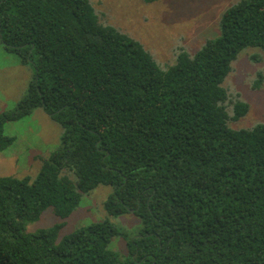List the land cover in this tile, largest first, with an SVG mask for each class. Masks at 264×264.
Instances as JSON below:
<instances>
[{"label": "trees", "instance_id": "trees-1", "mask_svg": "<svg viewBox=\"0 0 264 264\" xmlns=\"http://www.w3.org/2000/svg\"><path fill=\"white\" fill-rule=\"evenodd\" d=\"M0 40L35 69L0 111V151L16 141L5 124L38 107L62 127L35 176H0V264H264V122L233 127L250 105L223 84L243 48L264 49V0H235L168 66L92 0H0ZM99 184L108 213L133 209L142 227L60 235ZM48 207L59 220L29 230Z\"/></svg>", "mask_w": 264, "mask_h": 264}, {"label": "rangeland", "instance_id": "rangeland-1", "mask_svg": "<svg viewBox=\"0 0 264 264\" xmlns=\"http://www.w3.org/2000/svg\"><path fill=\"white\" fill-rule=\"evenodd\" d=\"M101 18L139 39L157 60L168 66L176 51L184 47L195 52L202 43L220 33V17L235 0H92ZM233 70L223 84L250 105L245 116L230 123L233 127L251 126L264 122V49L246 46L232 61ZM31 64L24 63L17 53L8 51L0 40V111L12 108L25 94L32 78ZM260 82L257 88L255 83ZM36 108L32 114L8 121L5 132L16 141L0 151V176H35L40 167L39 156H48L59 144L61 125L49 114ZM113 187L99 184L86 192L78 207L66 218L60 235L95 220L109 219L127 233L142 227L134 211L110 214L105 201ZM59 220L52 207L41 218L28 225L29 230L48 226ZM126 239L116 236L110 245L127 254Z\"/></svg>", "mask_w": 264, "mask_h": 264}, {"label": "crops", "instance_id": "crops-1", "mask_svg": "<svg viewBox=\"0 0 264 264\" xmlns=\"http://www.w3.org/2000/svg\"><path fill=\"white\" fill-rule=\"evenodd\" d=\"M32 68H34V67H32ZM30 70H31V76L33 77L35 69H30ZM41 110H43L45 112V110L43 108Z\"/></svg>", "mask_w": 264, "mask_h": 264}, {"label": "water", "instance_id": "water-1", "mask_svg": "<svg viewBox=\"0 0 264 264\" xmlns=\"http://www.w3.org/2000/svg\"><path fill=\"white\" fill-rule=\"evenodd\" d=\"M132 211H134L133 209H131Z\"/></svg>", "mask_w": 264, "mask_h": 264}]
</instances>
